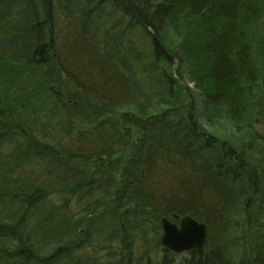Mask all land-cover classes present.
<instances>
[{"label": "trees", "instance_id": "1", "mask_svg": "<svg viewBox=\"0 0 264 264\" xmlns=\"http://www.w3.org/2000/svg\"><path fill=\"white\" fill-rule=\"evenodd\" d=\"M262 5L0 0V264H242L231 236L243 227L254 230L246 264H264V115L227 141L193 119L195 101L177 113L188 70L210 127L217 110L237 121L246 98L264 104L249 33ZM171 33L199 49L173 52ZM136 34L148 51L131 49ZM161 104L153 120L146 112ZM188 215L205 225L199 249L173 251L162 236L146 258L116 248L144 221L162 231L163 218Z\"/></svg>", "mask_w": 264, "mask_h": 264}, {"label": "rangeland", "instance_id": "2", "mask_svg": "<svg viewBox=\"0 0 264 264\" xmlns=\"http://www.w3.org/2000/svg\"><path fill=\"white\" fill-rule=\"evenodd\" d=\"M108 12V11H107ZM101 18L104 21L105 18L103 17L104 14H101ZM113 18L116 20H118V17L113 16ZM113 22V20L109 23V25H111ZM189 23V22H188ZM187 25V23H186ZM190 25V29L194 31V35L199 37V34H201V30L198 28V25H196L195 21H191L189 23ZM188 26V25H187ZM192 31V32H193ZM182 32H186V29L183 28ZM250 36H251V43L253 44V48H252V55H253V65L256 66L257 71H259L260 74L264 73V6L262 5L260 7V16L258 19L255 20V23L252 24V27L250 28ZM170 36V45L169 48L172 49L173 52L175 53H181L183 54V57H186L185 51L186 49L190 48L192 49L193 47H190L191 45H193L194 47H197V49H199L198 44H197V40L196 39H191V42H185L181 37H179L178 39L175 37L174 34H168V37ZM133 44H132V50L135 51H143L146 50L148 51L150 48V39L149 38H141L140 36L138 37V34H136V36H132ZM190 40V39H189ZM144 47V48H143ZM198 57V67L196 69L197 73H199L200 75L206 74L208 68L206 67V57H202L201 55L197 56ZM178 67H180L179 62L176 61L173 64V70H174V74L175 70L178 69ZM185 67V66H184ZM195 69V66H194ZM179 70V69H178ZM188 72L187 71V75H183L184 79H179L180 80V86L182 84H184L187 88V91L190 93V97H187L186 99H184L183 102V110L182 108H179L178 112L180 115H185V111L186 108L189 107V102H193L195 101L196 103V110L194 111L195 113L193 114V119H198V123H200L201 128L204 129L205 133H212L215 136H219L220 139L222 140H239V138L244 137L245 134H247V130L249 128L254 129H259L258 125H260V121H262V117L264 115V104H260L259 103V107H257L255 105V101L257 100L252 99L254 97H248L246 98V113L243 116H240L238 118L237 121H229L228 118L226 116H224V111H219L217 110V112L215 114H212L213 117H211L214 121L215 124L210 127L208 125L209 119L207 118L204 119L202 115L203 112H200V106L202 101L200 100V96H199V91L196 90L193 81L191 82L189 80L188 77ZM178 86V88L180 87ZM177 92H179V90H176ZM264 93V91H263ZM180 94V93H179ZM182 94V92H181ZM262 94V89L261 91L259 90L257 92V95ZM185 97V96H184ZM189 104V105H188ZM165 106L163 104L159 105L158 107H153L150 106L149 110H147V114L150 115H154V119L153 120H158L159 115H161L160 113L162 112V110H164ZM125 110L129 109V113L134 115L135 113H138V110L136 109V107L133 105V107H128V108H124ZM136 116V115H135ZM216 117V118H215ZM178 118V116H177ZM144 121V120H143ZM154 122H158V121H154ZM241 192H238V195H241ZM108 213H110V217H112L111 219H117L119 218V214H117V209L114 206H111V208L109 210H107ZM238 214V213H237ZM236 214V215H237ZM159 223H156V221H154L153 219L149 220V221H144V223L142 224L141 228L138 229H134L135 231L132 233V235H134L133 237H130L131 243L128 242L126 234H124V238H123V243L119 244L116 246V248L118 247H126L128 245L129 248L126 249L125 254H127L130 249L131 246H135L136 249L138 251H142V257L146 258L149 253H151V248L153 249V247L156 246V242L158 243V238L159 236H162V231L160 226L158 225ZM262 226V228H261ZM264 228V225L260 223V229L262 230ZM247 229H245L243 227V230H241L240 228H237V231H234V233L232 234L233 237L231 236L232 240H231V244L232 246L236 247L237 249V242H238V249L239 251L237 253H239L238 255V259L239 262L242 264H246V258L245 255L242 254V242L245 243V239H248L251 237H253V231L252 228H249L247 231ZM132 238V239H131ZM244 239V241H243ZM249 243V242H248ZM255 244V241H254ZM253 242L251 243L250 249L252 248ZM248 248H245V251L247 253H250V251L253 252V250ZM119 250L122 252L123 248H119Z\"/></svg>", "mask_w": 264, "mask_h": 264}, {"label": "water", "instance_id": "3", "mask_svg": "<svg viewBox=\"0 0 264 264\" xmlns=\"http://www.w3.org/2000/svg\"><path fill=\"white\" fill-rule=\"evenodd\" d=\"M180 226L171 223L168 219L161 220L164 236L162 244L176 252L189 250L191 247L200 248L206 236L205 225L196 222L189 215L180 221Z\"/></svg>", "mask_w": 264, "mask_h": 264}]
</instances>
